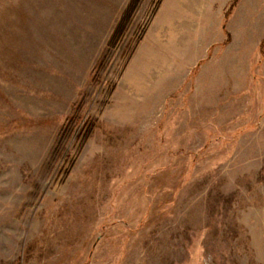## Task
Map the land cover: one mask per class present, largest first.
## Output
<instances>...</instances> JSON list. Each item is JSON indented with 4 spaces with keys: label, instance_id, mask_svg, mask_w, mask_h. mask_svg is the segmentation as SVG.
<instances>
[{
    "label": "rangeland",
    "instance_id": "1",
    "mask_svg": "<svg viewBox=\"0 0 264 264\" xmlns=\"http://www.w3.org/2000/svg\"><path fill=\"white\" fill-rule=\"evenodd\" d=\"M224 1L0 0V264H264V0Z\"/></svg>",
    "mask_w": 264,
    "mask_h": 264
},
{
    "label": "crops",
    "instance_id": "2",
    "mask_svg": "<svg viewBox=\"0 0 264 264\" xmlns=\"http://www.w3.org/2000/svg\"><path fill=\"white\" fill-rule=\"evenodd\" d=\"M200 0H161L160 7L164 8L168 11V15H172L177 8H184L186 9V14L189 15V10L193 9L196 6V3ZM232 0H225L222 6V9L227 5V7L230 6V3ZM159 7V8H160ZM208 9L212 10V4L208 6ZM228 9V8H227ZM197 13H194L193 15L196 16ZM192 15V14H191ZM226 17V14H225ZM225 19V18H224ZM222 23V22H221Z\"/></svg>",
    "mask_w": 264,
    "mask_h": 264
},
{
    "label": "trees",
    "instance_id": "3",
    "mask_svg": "<svg viewBox=\"0 0 264 264\" xmlns=\"http://www.w3.org/2000/svg\"><path fill=\"white\" fill-rule=\"evenodd\" d=\"M131 2L129 3V5H128V7H127V10L128 11H126V15L124 14V16L123 17H127V15L129 14V12H130V10L133 8V3L136 1V0H130ZM240 0H232V2L230 3V6H229V8H228V10H227V12H226V17H228V15H230V13L233 11V9L237 6V4H238V2H239ZM225 17V18H226ZM223 27L225 28V25H223ZM262 47H264V38H263V40L261 41V46H260V48H262Z\"/></svg>",
    "mask_w": 264,
    "mask_h": 264
}]
</instances>
